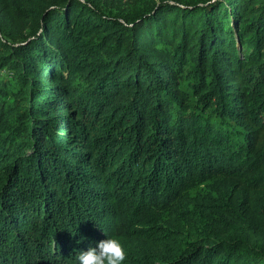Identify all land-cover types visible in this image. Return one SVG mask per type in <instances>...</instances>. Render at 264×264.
Listing matches in <instances>:
<instances>
[{
  "label": "trees",
  "instance_id": "16d2710c",
  "mask_svg": "<svg viewBox=\"0 0 264 264\" xmlns=\"http://www.w3.org/2000/svg\"><path fill=\"white\" fill-rule=\"evenodd\" d=\"M119 2L0 0V264H264V0Z\"/></svg>",
  "mask_w": 264,
  "mask_h": 264
},
{
  "label": "clouds",
  "instance_id": "9594fccd",
  "mask_svg": "<svg viewBox=\"0 0 264 264\" xmlns=\"http://www.w3.org/2000/svg\"><path fill=\"white\" fill-rule=\"evenodd\" d=\"M127 252L118 235L107 236L96 245L81 250L76 257L77 264H124Z\"/></svg>",
  "mask_w": 264,
  "mask_h": 264
},
{
  "label": "rangeland",
  "instance_id": "374dc122",
  "mask_svg": "<svg viewBox=\"0 0 264 264\" xmlns=\"http://www.w3.org/2000/svg\"><path fill=\"white\" fill-rule=\"evenodd\" d=\"M151 1L152 0H136V2L138 4L137 8L138 7L143 8V7H145L146 3H149ZM120 4L121 3L119 2V0H101V7L108 14L116 13L120 8L123 7ZM132 4H133V7H127V9L130 10L131 13H134V12H136L137 8L135 5V2H132ZM189 196L191 198H195V199L197 198V200L195 201L197 203H200L203 200L204 205H205L207 202L206 198L209 196H211L212 198L215 197L216 191L213 188L211 181H206L204 183L198 184L197 186H195L194 188L189 190ZM191 207L196 208V210H199V208H201V205L200 204H197V205L192 204ZM160 215L164 221L170 220L173 216L175 217L174 213L170 209L162 210ZM183 222H185V221L183 220ZM122 230L125 234L124 236L129 235V232L132 230L130 223L125 221L123 224Z\"/></svg>",
  "mask_w": 264,
  "mask_h": 264
}]
</instances>
